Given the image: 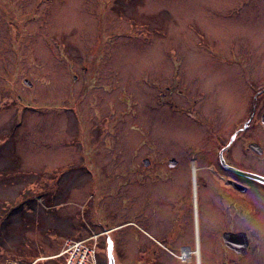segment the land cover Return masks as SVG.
<instances>
[{
	"label": "rangeland",
	"instance_id": "obj_1",
	"mask_svg": "<svg viewBox=\"0 0 264 264\" xmlns=\"http://www.w3.org/2000/svg\"><path fill=\"white\" fill-rule=\"evenodd\" d=\"M248 74L264 79V0H0V264H62L66 241L122 224L95 261L132 264L135 161L232 124ZM180 80L207 92L201 125L167 123Z\"/></svg>",
	"mask_w": 264,
	"mask_h": 264
},
{
	"label": "flooded vegetation",
	"instance_id": "obj_2",
	"mask_svg": "<svg viewBox=\"0 0 264 264\" xmlns=\"http://www.w3.org/2000/svg\"><path fill=\"white\" fill-rule=\"evenodd\" d=\"M241 78L246 90L228 105L232 124L218 120L207 140L174 139L165 154L135 161L132 264H264V79ZM164 89L168 125L176 122L172 108L200 123L198 100L207 92L181 80ZM80 127L88 132L87 123Z\"/></svg>",
	"mask_w": 264,
	"mask_h": 264
},
{
	"label": "built area",
	"instance_id": "obj_3",
	"mask_svg": "<svg viewBox=\"0 0 264 264\" xmlns=\"http://www.w3.org/2000/svg\"><path fill=\"white\" fill-rule=\"evenodd\" d=\"M64 264H96L95 237L82 241H66L59 254Z\"/></svg>",
	"mask_w": 264,
	"mask_h": 264
},
{
	"label": "water",
	"instance_id": "obj_4",
	"mask_svg": "<svg viewBox=\"0 0 264 264\" xmlns=\"http://www.w3.org/2000/svg\"><path fill=\"white\" fill-rule=\"evenodd\" d=\"M24 83L28 86H31V84L29 83V81L25 80Z\"/></svg>",
	"mask_w": 264,
	"mask_h": 264
}]
</instances>
